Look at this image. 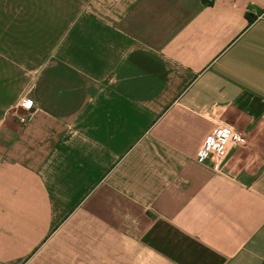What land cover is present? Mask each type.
Instances as JSON below:
<instances>
[{"label": "crops", "instance_id": "crops-1", "mask_svg": "<svg viewBox=\"0 0 264 264\" xmlns=\"http://www.w3.org/2000/svg\"><path fill=\"white\" fill-rule=\"evenodd\" d=\"M0 264H264V0H0Z\"/></svg>", "mask_w": 264, "mask_h": 264}, {"label": "built area", "instance_id": "built-area-1", "mask_svg": "<svg viewBox=\"0 0 264 264\" xmlns=\"http://www.w3.org/2000/svg\"><path fill=\"white\" fill-rule=\"evenodd\" d=\"M32 87L22 96L19 104L25 111H29L33 108V102L28 99V94ZM27 120V117L22 116L20 118V123L25 124ZM244 143L245 140L242 133L232 127L219 125L206 136L198 151L197 160L206 162L212 166L214 171L221 172L229 151Z\"/></svg>", "mask_w": 264, "mask_h": 264}, {"label": "rangeland", "instance_id": "rangeland-1", "mask_svg": "<svg viewBox=\"0 0 264 264\" xmlns=\"http://www.w3.org/2000/svg\"><path fill=\"white\" fill-rule=\"evenodd\" d=\"M18 110L25 111L24 108L21 105H19L18 108L14 110V114L17 113ZM17 114H19V113H17Z\"/></svg>", "mask_w": 264, "mask_h": 264}, {"label": "trees", "instance_id": "trees-1", "mask_svg": "<svg viewBox=\"0 0 264 264\" xmlns=\"http://www.w3.org/2000/svg\"><path fill=\"white\" fill-rule=\"evenodd\" d=\"M252 21H253V19L250 18V19H249V22H252Z\"/></svg>", "mask_w": 264, "mask_h": 264}]
</instances>
